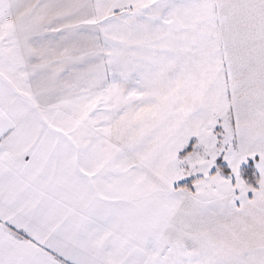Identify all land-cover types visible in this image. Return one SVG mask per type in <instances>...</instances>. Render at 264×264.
<instances>
[{
	"label": "snow or ice",
	"instance_id": "obj_1",
	"mask_svg": "<svg viewBox=\"0 0 264 264\" xmlns=\"http://www.w3.org/2000/svg\"><path fill=\"white\" fill-rule=\"evenodd\" d=\"M0 264H264V0H0Z\"/></svg>",
	"mask_w": 264,
	"mask_h": 264
}]
</instances>
